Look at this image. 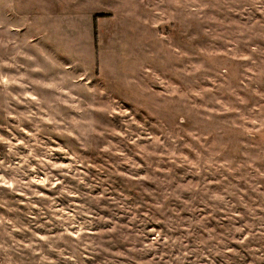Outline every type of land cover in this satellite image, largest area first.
I'll use <instances>...</instances> for the list:
<instances>
[{
    "label": "rangeland",
    "instance_id": "obj_1",
    "mask_svg": "<svg viewBox=\"0 0 264 264\" xmlns=\"http://www.w3.org/2000/svg\"><path fill=\"white\" fill-rule=\"evenodd\" d=\"M0 264H264V0H0Z\"/></svg>",
    "mask_w": 264,
    "mask_h": 264
}]
</instances>
